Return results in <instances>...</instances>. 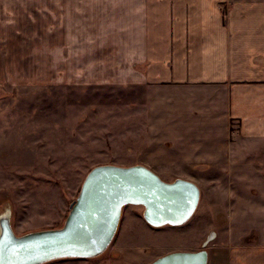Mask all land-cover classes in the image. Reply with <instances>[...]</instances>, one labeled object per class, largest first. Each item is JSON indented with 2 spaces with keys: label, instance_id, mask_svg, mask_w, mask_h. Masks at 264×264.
I'll list each match as a JSON object with an SVG mask.
<instances>
[{
  "label": "crops",
  "instance_id": "crops-1",
  "mask_svg": "<svg viewBox=\"0 0 264 264\" xmlns=\"http://www.w3.org/2000/svg\"><path fill=\"white\" fill-rule=\"evenodd\" d=\"M103 2L107 20L80 32L85 58L73 49V70L87 84L142 92L138 164L194 182L203 210L197 221L153 228L143 207L128 205L114 252L131 246L150 264L199 251L211 236L208 264H264V0ZM104 258L57 262L111 264Z\"/></svg>",
  "mask_w": 264,
  "mask_h": 264
},
{
  "label": "rangeland",
  "instance_id": "rangeland-1",
  "mask_svg": "<svg viewBox=\"0 0 264 264\" xmlns=\"http://www.w3.org/2000/svg\"><path fill=\"white\" fill-rule=\"evenodd\" d=\"M108 4L0 0V213L10 210L17 236L61 228L92 168L144 158L142 92L87 84L73 70V49L85 58L80 32L102 26ZM113 247L104 262L141 264L131 246L120 256Z\"/></svg>",
  "mask_w": 264,
  "mask_h": 264
},
{
  "label": "water",
  "instance_id": "water-1",
  "mask_svg": "<svg viewBox=\"0 0 264 264\" xmlns=\"http://www.w3.org/2000/svg\"><path fill=\"white\" fill-rule=\"evenodd\" d=\"M200 199L194 182L164 181L144 165H99L86 175L61 228L17 236L10 210L0 213V264L94 259L113 243L124 207H143V218L153 228L180 227L193 217ZM211 238L199 251L169 253L150 264H208Z\"/></svg>",
  "mask_w": 264,
  "mask_h": 264
}]
</instances>
